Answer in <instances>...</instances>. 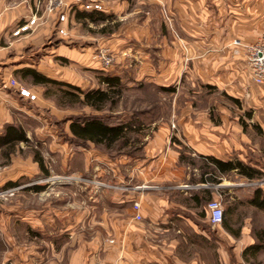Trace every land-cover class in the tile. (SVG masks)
<instances>
[{
  "label": "rangeland",
  "instance_id": "374dc122",
  "mask_svg": "<svg viewBox=\"0 0 264 264\" xmlns=\"http://www.w3.org/2000/svg\"><path fill=\"white\" fill-rule=\"evenodd\" d=\"M128 1H130L128 2L129 11L143 9L142 14L133 16L141 18L140 23L144 18H150L152 34H154V29L151 24H155L154 13L156 12L160 13L163 24L166 26L162 33L164 35L166 32L171 33L178 40L173 41L178 44L180 52L182 51L180 58L173 65V71L176 73L173 76L176 78L172 80L171 73L173 72L166 69L170 67V59L165 60L167 56L166 58L160 56L163 46H160L159 41H128L130 35H134V31L129 27L131 19L125 18L124 15L121 17L112 15L113 18L103 24L76 19L77 21L70 27L68 38L61 40L59 36L53 34L50 41L44 42V51L43 48H38L28 53L35 57L49 56V59L45 60L44 67L52 77L61 80L66 78V81L77 84L83 83L85 91L106 89L107 87L99 82L102 75L120 77L124 91L119 104L113 111L108 105L103 111L95 112L80 104L61 108L58 106V101L67 104L68 100H62L57 87H45L44 92L47 89L51 95L48 100L50 105L42 107L34 104L30 106L32 116L20 119L18 126L25 129L30 143L20 144L14 150L9 163L6 162L4 153L0 150V264H16L18 260L24 261L29 255L30 247L40 252V262L42 259L45 262L49 261L54 254L60 253L64 245L71 240L67 230L73 232L77 229L82 234L83 240L90 239V233L93 231L106 236L111 226L106 217L114 212L126 215L128 209L127 205L126 207L114 205L110 192L129 194L136 201L140 194L135 190L137 187L154 186L149 183L139 184L138 173L139 165L146 157L147 146L152 143L161 125H165L170 130L167 136L166 152L170 151L171 147L172 152L182 154L189 160L193 157V153L185 139L182 138L183 136H180L179 121L184 122L188 117L195 118L199 115V117H208L215 126L231 124L230 131L240 133L246 141L248 149H244L247 153L245 159L247 164L251 162L253 165L258 164L261 169L264 168V93L262 89L260 87L254 89V95L251 96V88L247 87V93L242 98H235L227 92L229 89L227 86L235 85L233 83L235 78L229 76L222 78L226 82L224 84L226 89L222 88L223 86L220 88L206 84L199 70L203 67L200 56L206 49L203 47L197 49L198 45H194L198 41L183 40L176 24L171 26L172 16L168 6L151 7V9L148 7V9L141 0ZM217 5L211 0L207 3L210 8ZM114 36L121 40L116 41L113 44L114 47L112 46L115 52H111L114 57L111 67L115 70L100 72L86 68L89 64L84 61H89V58L91 60L92 56L94 59L99 50L109 42L104 40ZM166 43L167 46L164 47L170 52L172 41H166ZM61 47L68 54H60ZM193 57L196 60H193ZM34 60L38 61L37 58ZM245 65V72L249 77V68L247 64ZM160 67L165 69L162 73L169 81L162 86L155 81V72L158 73ZM161 88L173 89L174 93L161 91ZM89 114L110 116L115 119L119 117L125 120L138 119L143 123V131L137 134L138 136L132 135V137L141 141L139 147L144 150L133 152L127 148L122 150L125 154L121 155L115 151V155L120 156L111 160L106 150L96 148L93 144L78 146L77 143L70 142L69 137L72 135L69 130V119ZM235 127L239 128V131H236ZM139 147L136 148L140 149ZM36 152L43 156L50 170V177L42 176L38 164L34 161ZM142 154L145 157L138 158ZM169 159L170 157L167 161ZM184 164L192 166L189 170L190 181H199L202 162L197 160L195 169L188 161ZM112 165L118 167L121 183L113 184ZM10 179L18 183V187L12 188L15 189L13 193L5 188ZM232 179V176H227L222 184L226 189L221 190L227 191V197L222 195L220 199L216 193L212 200L223 203L224 211L229 207H235L232 200L233 193L236 186H242L243 196L239 200L240 203L237 202V208L227 218L233 233L221 225L215 227L208 223L207 205L197 207L192 202L193 212L197 216V226L210 234V242H206L195 233L191 238L195 242V247L200 250L206 245L211 246L209 250L204 249L202 252L205 257L210 256L213 260L214 247L218 246V232H220L221 235H225L226 239V243H223L224 239L220 238L221 243L226 245L227 262L236 264L239 260L240 249L251 242V239L258 244L259 239L264 236V211L256 210L249 204L250 189H253L252 191L257 188L264 189V174L260 179L255 180L239 178L238 184ZM169 186L168 184L167 187ZM207 186L193 183L191 187L198 189L194 193H199ZM215 186L218 190L219 186ZM38 187H44V189L37 191ZM165 194L171 198L169 193L165 192ZM135 201L130 205L133 206ZM32 211L36 215L34 220L25 221V216L30 215ZM203 213L206 217L202 216ZM78 214L83 217L80 222L75 221ZM140 223L152 232L149 239L153 242L169 243L172 239V234L166 232L169 230L167 227H170L171 221L167 220L162 223V221L156 222L143 217ZM248 258V261L244 259L247 264H264V250L256 258L251 256Z\"/></svg>",
  "mask_w": 264,
  "mask_h": 264
},
{
  "label": "crops",
  "instance_id": "0c3cea01",
  "mask_svg": "<svg viewBox=\"0 0 264 264\" xmlns=\"http://www.w3.org/2000/svg\"><path fill=\"white\" fill-rule=\"evenodd\" d=\"M99 1L103 5V13L120 17L124 15L125 18L131 19L129 27L133 29L134 35H130L128 41H159L160 46H163L160 56H163L162 58L167 56L165 60L170 59V67L165 68L173 72L171 73L172 80L176 78L173 76L176 75L173 71V65L180 58L182 51L180 52L178 44L173 42L178 40L171 33L166 32L165 35L162 33L166 26L163 24L160 13H154L155 24H151L154 29V34H152L149 17L144 18L141 23V18H134L138 14H142L143 9L141 11L137 9L129 11L128 2L130 1L128 0ZM211 1L218 5L208 7L207 3L210 0H141L142 4H146L145 7L150 9L151 7L158 8L167 5L173 21L171 26L176 24L183 40L198 41L194 46L198 45L197 49L199 47L206 49L200 56L203 67L199 69L206 84L220 88L223 86L222 88L226 89V85H224L226 82L222 78L229 76L235 78V82L233 81L235 85L227 86L229 88L227 92L235 98H242L247 93V87L251 88V96L254 95V89L258 87L264 93V85L254 84L250 73L247 77L245 72L246 48L255 44L264 31V0ZM45 4L46 0H0V135L3 134L7 126H18L21 118L32 116L30 106L34 104L42 107L50 105L49 101L44 98V87L35 85L32 77L23 78V70L36 71L47 78L69 83L81 89L84 87L83 83L77 84L66 81V78L61 80L52 77L47 68L44 67L45 60L49 59V56L40 57L39 55L35 57L31 53L28 54L38 48H43L44 51V42L50 41L52 35L56 34L53 17H50L45 24L35 28L32 33L22 37L13 35L20 25H24L33 17L38 6H41L43 10ZM76 19V13L69 14V22L64 25L67 35L59 36L56 34L59 39L69 37L70 27L77 21ZM104 41L109 42L103 48L114 53L113 44L121 40L114 36ZM166 41H172V47L174 45L173 48H170V52L169 50L166 51L167 48L164 47L167 46ZM236 42H239V45H236ZM192 47L191 44V50ZM59 51L62 55L68 54L63 47ZM34 57L38 59L37 62ZM88 60L84 61L89 64H86V68L100 72H113L115 70L114 67L103 68L100 62L93 59V56L91 60L90 58ZM193 60L196 59L193 57ZM164 70L160 67L159 72H155V81L161 84L160 86L169 82L162 73ZM11 80L17 81L32 94H35L37 100L31 102L22 98L16 89H3L1 87L2 83ZM178 124H180V136H183L182 138L185 139L193 153L192 158L200 160V157H214L222 161L238 159L247 163L245 160L247 157L245 149H248L246 141L240 133L236 134L230 131L231 124L215 126L208 117H199V115L195 118L188 117L184 122L179 121ZM234 129L239 131V128L235 127ZM169 132L170 130L165 125H161L154 139H152V143L147 146L146 157L139 165V184L149 183L157 187L158 190L137 192L140 194H138L136 201L129 194L111 191L110 196L113 198V204L124 205L125 207L127 205L128 209L126 215L114 212L106 217L111 225L106 236L99 235L98 231H93L90 233V239L83 240L82 234L77 229L73 232L67 230L71 240L64 245L60 253L54 254L52 259L47 262L42 259L40 262V252L34 247H30L27 259L22 262L18 260L16 264H232L227 262V249L226 245L223 244L226 243V239L225 235H221L220 232H218V246L214 247L215 256L213 260L210 256L205 257L202 252L204 249L209 250L211 246L206 245L204 247L203 244L204 248L200 250L195 247V242L192 241L191 237L195 233L206 242H210V234L204 229H199L196 222L197 216L193 212L191 197L194 191L198 189L191 187L193 183L190 181L189 170L192 166L184 164L186 160L182 161L181 155L172 152L171 147V153L169 150L167 152L165 150ZM168 157H170L169 161H167ZM13 162L15 165V161ZM251 165L255 166L252 163ZM193 168L195 169L196 166ZM118 170L117 166L112 165L113 184L121 183V174L120 171L118 173ZM261 170L264 172V168ZM224 178L227 177L222 178L218 190L215 188L216 186L209 184H206L208 186L205 189H214L213 196L217 193L220 199L222 195L227 197V191L221 190L226 189L222 185ZM9 183H16V181L10 179L5 188ZM168 184L171 186L167 187ZM235 188L234 197L231 198L236 205L235 208H237V202L243 196V188L239 185ZM168 189L171 191V198L165 194ZM250 190V200H252L254 191H252L253 189ZM262 190L264 191V189ZM133 200L140 203L142 217L156 222L162 221V223L167 220L171 221L170 227H167L169 230L166 231L172 234L169 243L162 242L159 244L157 241L153 242L149 239L152 232L148 231L143 223L135 220L136 213L133 206L130 205L131 202H134ZM250 206L260 210L253 204ZM168 212L170 214H167ZM35 216V212L32 211L30 215L25 216V221L32 222ZM82 219L81 214L75 217V221L80 222ZM207 221L209 223V217ZM173 222L175 224H172ZM220 238L224 239L223 243H221ZM253 245L255 243L251 239V242L240 249L239 260L236 264H247L243 254L248 247Z\"/></svg>",
  "mask_w": 264,
  "mask_h": 264
},
{
  "label": "trees",
  "instance_id": "16d2710c",
  "mask_svg": "<svg viewBox=\"0 0 264 264\" xmlns=\"http://www.w3.org/2000/svg\"><path fill=\"white\" fill-rule=\"evenodd\" d=\"M76 18L78 21L88 20L94 24H103L109 22L113 16L103 13L102 11H77ZM22 75L23 78H27L28 76L32 77L35 85L44 88L49 86L57 87L58 92L62 95V100H68L70 103L66 104V102L58 101V106L61 108H69L72 104H80L94 110L95 112H101L109 105L111 111H113L119 104L124 91L122 79L118 76L102 75L99 78V82L101 85H105L107 87L106 89L99 88L85 91L72 84L47 78L36 71L23 70ZM161 91L174 93L173 89L170 88H161ZM50 97V92L46 89L44 92V98L50 100ZM69 120V130L72 135V137H69L70 142H75L78 146L93 144L96 148L106 150L107 155L111 160L117 159L121 154H125L122 150H126L127 148L133 150V152H135V150H144L139 147L141 141L139 139H133L132 137V135L138 136L137 134H141L143 131V123L138 119L125 120L124 118L121 119V117L115 119L110 116L103 117L100 115L89 114L73 117ZM22 143H30V139L28 138L25 129L16 125L7 126L3 134L0 135V150L3 151L7 163L11 161L14 150ZM136 147H139L140 149H137ZM115 151L120 155H115ZM127 155L129 156V154ZM144 157L145 156L142 154L138 158L143 159ZM181 159L182 161H188V163L193 166L197 163V159L191 158L188 160L182 154ZM34 161L38 164L42 176L45 178L50 177V170L48 169L43 156L39 152L34 153ZM200 161L202 162L200 168V180L197 182H193L192 180V183L215 186L219 185L222 178L227 176H232V181L238 183L240 181L239 178L255 180L260 179L264 174L258 164H256L255 166L257 167H255L251 165V162L247 164L238 159L222 161L214 157H200ZM15 187H18V183H9L6 186V188ZM43 189L44 187L36 188L37 191ZM214 192V189L200 190L199 193H193L191 201L194 202L197 207L205 204L208 209L209 203L213 201L212 198ZM166 193L171 194V191H166ZM249 201L250 204H253L260 210H264V191L261 188L255 189L253 199ZM234 211L235 207H229L228 210L224 211V221L222 224L223 227L231 233H233V231L230 228L227 218ZM202 216L206 217V214L203 213ZM261 238L259 239L260 241L258 244L250 246L244 251L243 255L246 261L249 260L248 256L254 258L264 250V236Z\"/></svg>",
  "mask_w": 264,
  "mask_h": 264
},
{
  "label": "built area",
  "instance_id": "2783aa9c",
  "mask_svg": "<svg viewBox=\"0 0 264 264\" xmlns=\"http://www.w3.org/2000/svg\"><path fill=\"white\" fill-rule=\"evenodd\" d=\"M103 5L99 0H46V4L42 10L38 6L37 11L33 17L24 25H20L13 35L15 37H22L23 35L34 32L35 28L45 24L50 17L55 20L56 34L59 36H66L67 30L64 25L69 22V14L76 13L77 11H102ZM172 23V20H170ZM239 45V42H236ZM247 65L249 73L254 84L258 86L264 85V32L261 34L257 42L247 48ZM94 60L100 62L102 67L109 69L114 63V57L109 49L103 48L95 56ZM3 89H16L18 94L31 102L37 100V96L32 94L28 89L21 86L17 81L11 80L2 83ZM136 192L144 193L145 191L158 190L154 186L142 185L135 189ZM15 189H10L9 192L13 193ZM133 210L135 211V220L140 222L143 217L140 214L141 206L139 202L134 203ZM209 223L212 226H220L224 221V208L220 201L213 200L208 205Z\"/></svg>",
  "mask_w": 264,
  "mask_h": 264
}]
</instances>
